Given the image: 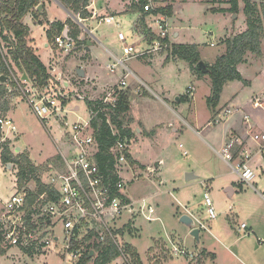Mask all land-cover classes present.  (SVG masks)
<instances>
[{
    "label": "crops",
    "instance_id": "obj_1",
    "mask_svg": "<svg viewBox=\"0 0 264 264\" xmlns=\"http://www.w3.org/2000/svg\"><path fill=\"white\" fill-rule=\"evenodd\" d=\"M57 1H44L46 2V17H38L35 13L31 12L22 20V23L30 29L28 45L35 51V54L40 58L44 65L45 63L43 62V59L41 57V55L43 54L42 52L46 51L48 56V51L51 52L50 61L48 65L45 66L52 78V82H55L57 84L60 81L62 83L65 82V86H69L70 91L80 93L84 92L87 96H89L90 100L98 99L96 97L97 95L104 97L114 89L117 91V100L119 99V95L121 93H125L131 103L128 120L129 127L132 130V135L130 138H125L128 145V162L121 167L120 173L121 180L125 185L123 194L129 202L135 203L137 207H141L144 204L151 206L154 209V214L152 215V218L154 220L147 221L143 215L137 214L130 217V215L128 216L127 214H125L119 221L115 222L114 224L113 233L118 232L116 238L121 237L124 241V244L133 246L138 253L137 246L135 247L134 244L128 240L137 238L138 236L137 232L139 231V229L136 227V221L140 216H142L143 219H145L149 223L160 222L161 219L157 216V211L160 210V206L158 202L155 203L154 201L157 197L165 194L170 195L174 198V203L172 204L173 208L171 212L172 219L169 220L170 228L167 227L168 229H166L165 232L166 240L172 246L173 251L169 250V246H164L165 241L162 237H159L158 240L160 241L158 243L155 241V247L152 246L153 248L147 251L149 264H151V261L149 260L148 254L151 252L157 256L156 258L153 257V259H155L154 262H157V264L158 262L162 261V258L173 259L174 256H177L178 258L179 255L185 256L194 264L198 261H200L201 264H204V261H209L210 264H220L221 260H226L225 264H264V190L259 191L258 189V187L261 188V186L260 183H257L258 181H256L257 175L255 180H253L251 183H245L244 181H242L238 172L235 171L232 164L225 161L222 157V153L226 149V146L234 139H240L241 141L245 140L248 147L251 150H255L256 144L251 141L250 135L253 133H264V108L256 109L253 105V103L257 100L264 101V60L262 62L257 61L258 63L250 61V63L248 62L246 56L245 62L237 67L243 79L246 81V84L240 81L229 82L223 89L224 92L227 89L226 87L231 86L234 83L240 84L242 88H246L248 86L250 89H252V94H250L248 99L246 101H243L241 99V92H243L245 89L237 90L231 87V97L227 101L222 102V92L220 103L216 111L213 112L207 106V99L211 96L212 93V84L210 78L207 76L198 77L194 75L188 64H186L185 71L190 73V76H193V83L187 89V92L182 95L176 96V94L171 92L172 89L165 88V86L162 84V79H159L157 73L154 71L155 63L157 62V60L160 59L161 64L165 62L168 65L173 62L177 67L179 63V60H174L172 58H170L169 60L167 59L169 56V52L167 49L150 52L147 55L141 57L125 59L123 51L121 56L114 54L112 51L107 49L102 44V42H100V40L94 35V32L100 29V26L113 25L120 30L118 31L119 33H123L126 36L127 43L129 45H132L142 51L148 50L149 46L157 41L158 37H160V28L158 27L156 20L158 19L157 17L162 16L136 12L137 15L136 21L134 22L135 29L133 38L139 36L138 39L140 41V44L142 42L148 44L146 47L141 48L135 44L129 43V38L132 36V34L127 35L123 31H121L122 22L120 19L124 17L119 16L128 13H134L131 11L129 12L128 8L131 7L127 4V0H89V6L87 7V18H83L80 15H75L63 4ZM253 1L260 4L264 3V0ZM187 3H183L180 0L171 2V6L174 7L173 16L170 18L166 17L164 24L168 31V40L171 45H197L194 43L178 42V39L182 37V32L176 29L178 28L177 26L181 25V23L178 22L179 18L175 21L173 19L174 17H177V15L175 14L176 9L180 7L181 11H183V7ZM239 6L240 11L244 10V3L242 0H239ZM53 7L59 8L63 12V17H50L49 12L51 11V9H53ZM230 7L228 4H226L223 5L221 9L228 10L230 9ZM224 15L227 16L232 14L225 13ZM108 17L114 18L113 22L110 24H107L103 21ZM68 20H72L79 27L80 36L78 40L82 43L79 45L78 43L73 41V49L70 53H67L64 50L61 51L57 47L56 42L49 41L46 34V31L51 27L52 24L62 23L63 25H65L63 36H65L66 39H70L72 41L73 39L71 37V34L73 32V28H71L69 25H66ZM87 23L91 25V27H85V24ZM35 28H37L38 31L41 30V32L42 30H44V32L42 33L43 35L40 37H36L34 31ZM173 28H175V30ZM233 29H235V25H233ZM224 30L225 31L223 33V36L220 39V44H222L221 49L224 50L223 55L226 53L225 41L232 34L237 35L239 33L238 35H240L245 32H239V29L238 31H229V28H226ZM226 32L229 33L227 39L225 38L227 35ZM43 37L45 41H43ZM38 41L43 42L41 44H38ZM119 42L121 41L119 40ZM197 46L199 48L201 58L203 59L202 61L213 65L219 56L214 58L213 60H209V63L207 62V57H205L201 53L199 45ZM211 46L215 45L211 44ZM98 47L103 48L104 52H106V57L103 58V55H99L100 52L98 51ZM73 56H78L79 58H81V62L77 67L78 70L76 73L74 71L72 72L71 69L68 68L69 60ZM106 58H108V61L113 60V63L105 65L104 62L107 63ZM130 60H144V62L150 65L151 68L153 67V70H146L144 68L135 69L134 67L130 68L127 65V62ZM120 61H122L123 64H120ZM113 66L115 67L112 69ZM243 69L252 74V79H247L243 75ZM79 70L85 73V77H79ZM16 71L17 73H20L18 70ZM118 73L120 76L118 75ZM64 78H67L68 80L76 79V81L79 83H77V86L75 87L71 81H66V79ZM257 78L260 79L263 86H261L260 84L254 86L253 82H255V79ZM122 81L126 83V86H120ZM131 84L134 85L131 86ZM203 84H207L209 86V94L206 95V100L205 98H203L209 112H205L207 115H204V120L203 122H201L199 113L196 111L194 105L196 102L198 87ZM141 85L142 87L144 86L147 90L144 92V94H142V90L144 87L141 89ZM5 98H7V95ZM182 98L184 101L182 100ZM8 100H5V103L2 107H4L5 109L4 113L6 115L9 113L10 115L4 116L3 118L7 117L11 119L16 127V122L12 116L17 108L16 105H18L19 103L17 102V104L15 105L16 107H14L13 104L11 105V101ZM22 100L25 101L24 99ZM86 102L90 101L86 100ZM90 103L93 107L96 104L92 102ZM11 106L15 108L13 111V108L11 109ZM76 106V112L80 111V106ZM86 107L90 116V112L92 111H89L90 108L87 104ZM226 110L232 111V114L228 118H226L227 121H225L226 119L223 120L225 121L224 123L227 128L224 139L225 141L221 145L222 152L219 153V151L215 148V144L212 143V140L209 138V135L211 136V134H208L207 137H204L203 132L208 131L207 128H209V126L215 125L214 120L216 118V115L220 113V111L224 112ZM246 116L249 118V121H246ZM252 117H254L256 122L254 120L253 123L250 122ZM54 121L55 120L52 119L46 120V126L49 124V122ZM111 127L113 129L115 128L112 125ZM64 129H62L63 133L69 137V129L67 128L66 131ZM17 130L18 127H16V131ZM92 131L93 130L91 129L90 133H92ZM188 131L190 132V134H194V137H196L200 144L206 147L209 146L211 150H214L222 158L224 163L229 164L232 168V171L238 175L236 180H233V182L231 181L232 186L227 188L226 192L230 197H234L235 194L238 193L235 190V187H238V191L240 192L239 196H242V198L246 199V201L243 200L241 202L243 205L238 206V210L235 214H233L232 212V218H230L228 215L226 216L230 221H224V219H221L217 221V223L209 222V220H214L209 217V214L207 212V219L203 220L201 218L202 209L199 211L196 203L193 202L190 196L188 197V193L191 189L194 188L193 186H197L195 185L194 181H197L199 179V184L202 189L203 186L205 187L203 196L202 194L199 195L201 196V205L203 204L207 210L205 204V193L206 191H208L210 195V190L207 185L208 183H206L207 180L201 179L200 173L195 171L197 176L193 173L194 177H190L188 180H186V175L191 173L190 170H186L184 172L182 180H179V182L177 181L178 179L173 180L167 174L168 170L170 169L168 161H171L173 163L174 157L176 156L175 149L176 151H178L177 148L179 147V156L183 155L184 159L190 158V152L186 150V145H189L187 142L188 140L187 138L184 139L185 133ZM2 134L4 136L6 135V138L10 139V142L12 138L17 139L18 141L20 139V137H17L18 135H16L18 134L17 132L6 131ZM113 134L119 135L117 130L115 131V133L113 132ZM69 144L72 146V148H75L70 142V139ZM17 149L20 150V147ZM188 149L190 150V148ZM96 150H98L97 146L95 148V151ZM26 155L28 156V154ZM58 156L62 158L64 166L63 159L72 160L76 155L72 156L71 159H68L61 153V155H54L50 157V159L56 158ZM52 163H54V167H50V175L52 174L53 176L54 174L52 172H54L55 174L59 172L60 170H58V168L61 164L55 161H53ZM191 164H196V159L191 160ZM63 166L62 169L65 168H63ZM148 168L155 169V174H150L147 171ZM250 168H252L256 174L264 175V161L259 156H256L254 161L250 163ZM144 171L147 172L150 179L148 180L149 185L146 186L149 194L146 196H139L138 190L134 189L133 191H131L132 195H128V187H126V183L131 184L133 182H139L143 177ZM198 176H200V178H198ZM261 185L264 186V183H262ZM162 187L163 190H159ZM249 188L253 190V193L248 192ZM30 190L34 191L33 189ZM196 198L197 197H195V200ZM216 205L217 207L220 205L218 200H216ZM183 215H188L189 217H191L195 223V227L200 230L199 242L191 236V229L180 222V219ZM240 216L243 217V220L241 222ZM218 219L216 218L215 220ZM206 222L208 223V225L206 224ZM130 223L132 225L127 228ZM243 225H246V227L243 228ZM186 247L191 248L192 251H190ZM51 249V251L45 252L44 254H48L54 250L53 248ZM175 249L184 251L186 255H182L179 253L175 254ZM24 254L27 253L24 252ZM39 254L38 256H41ZM221 254H224L225 257L221 258ZM260 254H262L261 257ZM36 255L37 254L32 256L35 257ZM138 255L140 256L143 264H145V260L142 255H140V253H138ZM117 261H115L114 263L117 264Z\"/></svg>",
    "mask_w": 264,
    "mask_h": 264
},
{
    "label": "rangeland",
    "instance_id": "obj_2",
    "mask_svg": "<svg viewBox=\"0 0 264 264\" xmlns=\"http://www.w3.org/2000/svg\"><path fill=\"white\" fill-rule=\"evenodd\" d=\"M180 1L183 3L184 2L185 3L188 2V3L183 7V11H181L180 7H178L175 11V14L177 15V17H174L173 20L175 21L176 19L179 18L178 22L181 23V25L179 26L176 25L178 27L176 30L178 31L180 30L182 32L181 33L182 37L178 39V42L194 43V44L199 45L201 49V53L205 57H207V62H209V60H213L214 58L218 56L223 55L224 50L221 49L222 44H220V39L223 36V33L225 31L224 29L229 28V31H234V30L238 31L239 29V32L247 30L246 17H245L243 10H241L240 13L237 15V19H234L235 15L225 16L224 15L225 13H213L212 12V9H221L222 6L226 4H228L230 7V4H229L230 0H180ZM49 13H50L49 14L50 17H63V12L57 7H53V9H51ZM136 15H137L136 13H128V14L119 16V17H124L120 19L122 22L121 31H123L127 35L132 34V36L129 38V43L135 44L138 47L142 48V47H146L148 44L144 42L140 44V41L138 39L139 36L133 38L134 29H135L134 22L136 21ZM127 17H130V18H127ZM233 25H235V29H233ZM85 27H91V25L87 23L85 24ZM173 29L175 30V28ZM34 31H35L36 37L42 36L43 35L42 33L44 32V30H42V32L41 30L38 31L37 28H35ZM118 31L120 30L117 29L113 25L112 26L103 25V26H100V29L94 32V35L100 40V42H102V44L107 49L112 51L114 54L121 56L123 45L121 42H119V39H118L119 32ZM226 34L227 35L225 38L227 39L229 33L226 32ZM43 41H45L44 37H43ZM42 42L38 41V44H41ZM211 44H214L215 46H211ZM8 48L9 47H6L5 49L7 53H8ZM98 51L100 52L99 53L100 56L103 55L102 56L103 58L106 57L105 55L106 52H104L102 47H98ZM42 53L43 54L41 55V57L43 59V62L45 63V65H48L50 61V57H51V52L48 51L49 56L46 53V51H43ZM6 56L7 55L5 54V57ZM263 56H264V44L262 46V56L261 57H257L253 54H247V59H248V62L250 61L251 62H257V61L262 62L264 60ZM106 61L107 63L104 62L105 65L113 63V60L108 61V58H106ZM80 62H81V58H79L78 56H73L69 60L68 68L71 69L72 72L74 71L76 73L78 70L77 67L79 66ZM186 64H187L186 62L180 61V60L178 63V67L173 62H171L169 65L166 64L165 62L161 64L160 59H158L157 62L155 63L154 71L157 73L158 78L162 79L161 81H162V84L165 86V88L172 89L171 92L176 94V96L182 95L185 92H187V89L193 83V76H190V73L185 71ZM12 65L14 67V64ZM127 65L130 68L134 67L135 69L144 68L146 70H153V67L151 68V66L148 65L146 62H144V60H130L127 62ZM179 69L181 72L179 71ZM243 75L247 79L249 78L252 79L251 77L252 74L248 73L247 70L243 69ZM64 79H66V81H71L75 87L77 86V83H79L76 81V79H70V80H68L67 78H64ZM253 83H254V86L257 84H260L261 86H263L259 78L255 79V82ZM60 84L62 86L61 81L58 82V86ZM6 85H7V88L10 87L13 90L11 94L8 92L6 99L7 100L9 99L8 101H11V105L13 104L14 107L17 106L12 117L14 118L16 122V125H17L16 127H18V130L15 131L18 133L16 135H18L17 137H20V139L18 141L17 139L12 138L10 142L9 141L10 139L6 138V135L4 136L2 134V137L0 138V144L6 141L9 142L8 145H9L10 151L14 156H18L24 153L25 155L28 154V157L30 158V160L32 159L31 162L39 168V171L37 174L38 178L41 180L42 184L46 186L51 181L50 177L54 176V175L52 176V174L50 175V167L52 166L54 167V163H51V161H53L56 158L50 159V157L54 155H61L62 153L63 155H65V157H67L68 159H71L72 156L77 154V151L75 148H72V146L69 144L70 137L66 136L63 133L62 129L66 128L63 123L54 121V122H49V124L46 126V123L38 119L36 115L33 113L27 100H25L22 97L23 95L20 94L21 92L16 90L15 87L11 83L7 84L6 82ZM132 85L134 84H131V86ZM26 87L28 88V85ZM140 87L142 89L144 86L142 87L141 85ZM231 87L237 90L245 89L243 92H241V99L243 101H246L248 97L250 96V94H252V89H250L248 86L247 87L245 86L246 88H242L240 84L234 83L231 86L226 87L227 89L222 94V102L227 101L231 97L230 95L232 91ZM208 90H209V86L207 84H203L200 87H198L197 94H196V102L194 106L196 108V111L199 113L201 122H203L204 120V115L207 112H209L207 110L206 104L203 99L206 97V95L209 94ZM145 91L147 90L144 87L142 90V94H144ZM77 93L80 94V92H77ZM78 94H74L73 97H78ZM73 97H71L69 107L70 109L75 110V112L73 111L74 113H70L68 115V123L70 126H73L76 123L84 124L89 121L90 117H92V115L89 116V112L86 107V102L78 101L77 98H73ZM96 97L100 99L103 96L97 95ZM21 98L24 99L25 101H23ZM17 102L19 103L18 105H16ZM3 104L4 103H2L0 106V118L10 115L9 113L7 115L4 113L5 109L4 107H2ZM76 105H79L81 108L80 111L78 112H76L77 110L75 109V107H77ZM14 107L11 106V109L13 108L12 111L15 109ZM253 120L256 122L254 117H252L250 122L253 123L254 122ZM225 121H227V119ZM225 121H222L221 123L216 124V125H211L209 126V128H207L208 131L203 132L204 137H207L208 134H211V136L209 135V138L212 140V143L215 144V148L219 151V153L222 152L221 145L225 141L224 139H225L226 128H227V126H225V123H224ZM64 130L66 131V129ZM13 137H16V136H13ZM185 138H187L188 140L187 142L189 145L188 146L186 145V150L190 152V158L184 159L183 155H181L182 157L179 156L180 155L179 147L177 148V150L179 151V154H178V151H176L175 149L176 156L174 157L173 163L171 161H168V164L170 165V169L168 170L167 174L173 180L178 179L177 181L179 182V180L180 181L182 180V177L186 170H190L191 173L189 174H192V175L193 173L196 175L195 171L200 173L201 179L207 180L206 183H208L207 185L210 190V198L214 203V207L217 213V219L219 218L218 220H214V221H210L208 219L209 222L217 223V221L221 219H224V221L226 220L230 221L228 220L229 218H227L226 216L228 215L230 218H232L231 216H233V214L237 212L238 206L243 205L241 202L243 200L246 201V199L242 198V196H239L240 192L238 191L239 189L238 187H235V190L238 193H236L234 197H230L228 193L226 192L227 188L232 186L231 181L233 182V180H236L238 175L232 171V168L229 164L224 163L222 158L214 150H211L209 146L206 147L200 144V142L196 139V137H194V134H190V132L188 131L185 133L184 139ZM19 147H20V150L17 151V148ZM187 147L190 148V150ZM0 154H1V151H0ZM193 159H196V164L194 165L191 164V160ZM237 160L238 158L236 159V161ZM61 169L62 168L60 167L58 168V170L60 171ZM52 173L55 174L54 172ZM17 174H18V166H15L12 164L9 167V165L6 166L2 162H0V200L7 201L11 196L15 195L16 193L18 192L21 193L18 188ZM187 175H186V180H187ZM256 175H257L256 181H258L257 183H260V186H261V188L258 187V189L259 191H263L264 186H262L261 184L264 183V175L262 174H256ZM148 176L149 175L147 174V172L144 171L143 177L140 179L139 182H136V183L133 182L131 184H127L125 182L126 187H128L127 194L132 195L131 191H133L134 189H137L139 196L148 195L149 193L146 188V186L149 185L148 180H150ZM198 178H200V176H198ZM199 182H200L199 179L197 181H194L195 185L197 186H193L194 188L190 190V192L188 193V197L190 196L193 202L196 203L199 211L202 209L201 218L203 220H206L208 216L207 214L208 212L206 208L204 207V205L203 204L201 205V200H200L201 196H199L200 194H202L203 196L205 192V187L203 186V189H202ZM38 187L39 186L34 179H32L28 185L29 190L33 189L34 191H36ZM159 190H163V187L160 188ZM248 192L253 193V190L249 188ZM195 197H197L196 200H195ZM216 200H218L220 203L218 207L216 205ZM154 202L155 203L158 202L160 206V210L157 211V216L161 219L160 222L149 223L145 219H143L142 216H140L139 219H137L136 221V227L139 229V231L137 232V235H138L137 238L128 239L131 243L134 244L135 247L137 246L138 253H140V255H142V257L144 258L145 264H149L148 258H147V253H148L147 251L155 247L154 246L155 241L157 243L160 241L158 240L159 237H162L163 240L165 241L164 246L167 245V247L169 246V250L170 251L172 250V246L166 240L165 232H166V229L170 228L169 220L172 219L171 212L173 208L172 204L174 203V198L171 197L170 195L164 194L162 196L157 197ZM200 205L202 206V208ZM0 215H1V211H0ZM242 220H243V217L240 216V222ZM114 224L115 222H111L110 226H108L111 231H113ZM206 224L208 225L207 222ZM61 230L63 231L62 224L59 225V230H57L58 232H60L58 233V235H60V243H56V246L53 247L54 250L52 252L48 254H44V253L39 254L41 256H38V253L33 252L35 249H31L30 251H28L27 254H24L21 248L13 247L5 255L0 254V264H66L62 257L63 255L62 247L64 246L62 244H63L64 239L62 238ZM102 231H100L99 234L101 233L102 235ZM87 235H88V231L86 229L84 231H81L79 235L80 241H82ZM105 237L106 236H103V238ZM96 240H98L97 237H96ZM96 240H94V238L92 239L93 242ZM116 240H117L116 241L117 244H119L121 247L125 245L121 237L120 238L117 237ZM186 248L192 251L191 248L189 247H186ZM83 251H85V249H83ZM35 254L37 255L33 257L32 255H35ZM93 256H96V253ZM261 256L262 254H260V257ZM148 257H149V260L151 261V264H157V262H154L155 259H153V257L154 258L157 257L156 255H154L151 252L148 254ZM224 257H225L224 254H221V258H224ZM186 259L187 258L185 256H181V255H179L178 258L177 256H174L173 259L162 258V261L158 262V264H194L193 262H191V260L187 259L188 260L187 261ZM204 262H205L204 264H210L209 261H204ZM225 262L226 260L224 261L221 260L220 264L221 263L225 264ZM93 263H94V260L90 264H93ZM74 264H76V260ZM117 264H127V262L124 260L123 257H121V259H118ZM195 264H198V262H195Z\"/></svg>",
    "mask_w": 264,
    "mask_h": 264
},
{
    "label": "built area",
    "instance_id": "obj_3",
    "mask_svg": "<svg viewBox=\"0 0 264 264\" xmlns=\"http://www.w3.org/2000/svg\"><path fill=\"white\" fill-rule=\"evenodd\" d=\"M174 1L176 0H146V4L143 6V13L154 15V12L162 7L171 5V2ZM126 2L130 7H142V0H127ZM156 16H162L157 17L158 19L156 20L160 28V37L149 46L148 50L142 51L129 45L126 36L123 33H119L118 37L123 45L122 51L125 59L145 56L150 52L169 47L167 44L162 45L159 41V39H168V31L164 25L166 17L161 14ZM113 20V17H108L103 21L110 24ZM6 35V33L2 34L0 31V54L8 69L5 83H11L16 90L21 92L20 94L27 100L31 110L38 119L43 122L52 119L63 123L66 129H69L70 142L75 147L77 154L72 160L63 159L64 170L57 172L51 177V181L47 185V192L39 195L30 206H27V194L23 192L16 193L7 201L0 200V230L3 232L4 243L12 247H19L23 251L35 249L33 251L35 253H45L55 247L56 243H60V235H58L60 232L57 230H59V225L62 224L63 231H61L64 239L62 257L66 264H74L75 260L76 264H78L82 249L74 250L73 248L74 243L80 241L79 235L81 231L86 229L88 234L95 232L101 242L105 239L103 236L108 234L116 242V236L108 227L111 222H117L125 214L131 216L143 215L147 221H153L154 209L146 204L137 207L135 203L129 202L123 194L125 185L121 180L120 173L121 167L128 162L126 139H120L111 150L115 160L114 170L120 180L116 186L120 196H111L110 187L105 186L104 175L94 159L97 145L93 131L90 133L92 129L91 122L99 111L91 112L92 117L88 122L84 124L76 123L70 126L68 115L75 112L69 107L70 100L74 94L78 93L70 91L69 86H65V82L62 83V86L61 84L58 86L57 83L51 81L47 86L37 87L23 80V73H17V69L12 65L13 63L6 60L5 54L7 55L8 53L5 49L9 47V42L4 40ZM55 42L61 51L64 50L70 53L73 49V40L66 39L63 35L57 37ZM120 64H123V62L120 61ZM27 85L28 88L26 87ZM120 86L124 87L126 83L122 81ZM7 89L10 94L13 92L10 87ZM116 95L117 91L113 89L100 99L90 100L89 96L84 92L73 98H77L78 101L86 102L87 100L96 103L94 107L97 104H101L98 109L101 112H105L107 111V106L112 108L117 106ZM253 105L256 109L264 108V101L257 100ZM231 114L232 111L230 110L218 113L214 120L215 125L221 123ZM246 121H249L247 116ZM0 128L2 133L16 131L12 120L7 117L0 118ZM112 131L115 133V128H112ZM250 136L251 141L256 144L255 150H251L245 140L234 139L222 153L223 159L232 164L245 183H251L256 178V173L250 168V163L254 161L256 156L264 160V133H253ZM237 158L238 160L236 161ZM147 171L152 175L156 172L153 168H148ZM50 193L58 197V201L50 200L48 196ZM205 204L209 217L215 220L217 213L208 191L205 193ZM242 227L245 228L246 225ZM100 231H102V235L101 233L99 234ZM94 240H96V237H94ZM91 242H93L92 239ZM117 245L120 246L119 244ZM174 253L186 255L184 251L179 249H175ZM122 257L129 264L124 253H122Z\"/></svg>",
    "mask_w": 264,
    "mask_h": 264
},
{
    "label": "trees",
    "instance_id": "obj_4",
    "mask_svg": "<svg viewBox=\"0 0 264 264\" xmlns=\"http://www.w3.org/2000/svg\"><path fill=\"white\" fill-rule=\"evenodd\" d=\"M58 1L75 15H80L83 18L88 17L87 7L89 6V0ZM242 1L244 3L243 11L246 17L247 30L240 35L232 34L225 41L226 53L219 56L213 65L206 63L208 68L207 72L197 69V65L202 61L197 45H171L167 38L164 40L159 39L162 45L167 44L169 46L167 48L169 52L168 60L172 58L174 60L184 61L190 66L194 75L198 77H210L212 93L207 99V106L213 112L216 111L220 103L221 94L227 83L240 81L246 84L237 67L245 62L247 54H253L257 57L262 56V46L264 44V3L258 4L253 0ZM145 4L146 0H142V7H131L128 10L129 12L143 13V6ZM229 4L231 7L228 10L212 9V12L238 15L240 13L239 0H230ZM40 5H43L42 12L37 10ZM173 10L174 7L169 5L160 8L154 12V15L161 14L170 18L173 16ZM31 12L36 13L37 16L46 17L45 2L43 0H0V31L2 34H7L4 36V40L9 42V51L6 60L11 61L20 73H26L30 84L37 87H44L49 85L52 78L46 66L28 45L30 29L22 23L24 17ZM66 25L73 28L71 34L73 41L79 45L82 44L78 40L80 36L79 27L72 20H68ZM64 29L65 25L62 23L52 24L46 31L49 41L55 42L57 37L63 35ZM7 75L8 69L0 54V80L1 77H6ZM7 93L6 83L0 81V104L5 103ZM86 104L89 106L90 111H99L98 115L91 122L93 136L98 147L94 159L104 175L105 186L110 187L111 196L118 197L120 194L116 186L120 180L114 170L115 160L111 150L120 139L130 138L132 135L128 120L131 103L128 96L125 93H121L117 106L115 108L107 106V111L105 112H101L98 109L101 104H97L96 107H93L90 102H86ZM111 125L115 127L119 135L113 134ZM1 137L2 132L0 128ZM8 144L9 142L7 141L0 144L1 162L6 166L9 164L18 166V188L20 192L27 194V206H30L39 195L47 192L48 186L43 185L38 178L39 168L33 165L29 157L24 154L14 156ZM53 161L60 163V167L62 168L63 161L60 156L56 157ZM63 170L61 169V171ZM32 179L39 186L36 191L28 189V185ZM48 196L53 201H58L59 199L52 193ZM131 225L130 223L127 228ZM116 235H118V232L114 233V236ZM94 237L98 238V235L95 232H91L82 241H76L74 243V250L82 249V255L78 264H90L93 260V264H113L122 257V253L127 257L129 264H143L133 246L125 244L120 248L108 234H106L104 241L96 240L91 243V239ZM11 248L13 247L4 243L3 232L0 230V254L5 255ZM24 252L28 253L27 250ZM91 252L96 253V256H91ZM198 264H201V262L198 261Z\"/></svg>",
    "mask_w": 264,
    "mask_h": 264
},
{
    "label": "water",
    "instance_id": "obj_5",
    "mask_svg": "<svg viewBox=\"0 0 264 264\" xmlns=\"http://www.w3.org/2000/svg\"><path fill=\"white\" fill-rule=\"evenodd\" d=\"M57 1V0H55ZM58 2V1H57ZM43 9V5H40L38 7V11L42 12ZM234 19H237V15H235ZM197 69L202 70L204 72H207L208 68L205 62L201 61L198 65H197ZM78 75L79 77L83 78L85 77V73H83V71L79 70L78 71ZM6 77H1V82L5 83ZM23 80H25L26 82H29V78L27 77L26 73H23ZM17 151H19V149H17ZM11 166V164H9V167ZM190 177H194V175L192 174H188L187 175V180ZM180 222L185 225L186 227H188L189 229H191V236L194 237V239H196V241H200L199 239V234H200V230L198 228L195 227V223L193 221V219L191 217H189L188 215H183L180 219ZM94 255V252L91 253V256Z\"/></svg>",
    "mask_w": 264,
    "mask_h": 264
}]
</instances>
